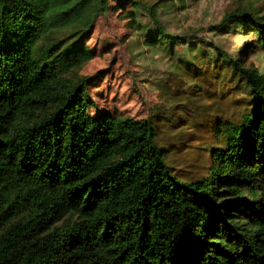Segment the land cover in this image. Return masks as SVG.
I'll list each match as a JSON object with an SVG mask.
<instances>
[{
    "label": "trees",
    "instance_id": "trees-1",
    "mask_svg": "<svg viewBox=\"0 0 264 264\" xmlns=\"http://www.w3.org/2000/svg\"><path fill=\"white\" fill-rule=\"evenodd\" d=\"M166 6L187 0H0V264H264V67L246 64L253 46L195 66L215 91L238 78L249 99L202 135L184 109L161 123L126 41L144 8L147 44L183 42ZM231 21L264 35L263 12L214 28ZM168 158L192 166L185 182Z\"/></svg>",
    "mask_w": 264,
    "mask_h": 264
},
{
    "label": "rangeland",
    "instance_id": "rangeland-1",
    "mask_svg": "<svg viewBox=\"0 0 264 264\" xmlns=\"http://www.w3.org/2000/svg\"><path fill=\"white\" fill-rule=\"evenodd\" d=\"M235 9H251L264 13V0H187V7L182 11H177L172 6L163 7L159 10L162 25L168 33L182 36L183 42H166L158 45L146 43V35H153L156 32L155 24L146 9H136L141 28L129 35L126 41L127 52L136 69L134 78L148 89L159 107L156 112L161 123L166 119L170 120L171 116L173 118L186 116L182 112L184 109L187 112V119L182 124L194 127L195 131L202 135V125L205 124L206 129L215 128L211 124L215 122L216 115H220V119L225 122L242 110L249 95L238 78L231 83L223 81L222 89L215 91L219 84L212 82L214 78L211 77L209 80L201 76L202 69L205 70L204 65L219 61L228 63L232 58L240 57L244 48L249 46H253L254 50L247 55L246 64L263 69V34L250 28L243 30L234 21L227 22L221 29L214 28L221 24L226 13ZM105 65V61L93 60L80 69L79 74L93 73ZM195 66L202 69L196 71ZM218 77L220 78V75ZM194 83L200 85L195 88L196 90H193ZM224 87L228 88L227 94L223 92L226 91ZM201 92L205 93L204 99H200ZM186 100L192 101H187L190 102L187 105ZM180 126L181 124L177 125L178 130ZM174 130L172 131L168 125L162 126L160 132L162 144H169L176 132V129ZM182 130L183 138L193 132V130L189 132L187 127ZM194 145L198 144L195 142ZM195 152L199 153V150L195 149ZM182 154L175 152L171 158L181 157ZM168 161L175 168L174 176L185 182L191 175L192 166L181 167L179 164V167L178 164L172 163L170 158Z\"/></svg>",
    "mask_w": 264,
    "mask_h": 264
}]
</instances>
